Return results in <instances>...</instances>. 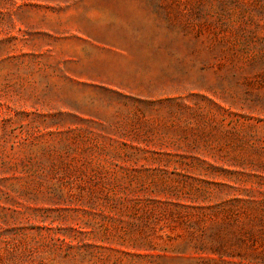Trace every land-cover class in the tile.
<instances>
[{"label": "rangeland", "instance_id": "rangeland-1", "mask_svg": "<svg viewBox=\"0 0 264 264\" xmlns=\"http://www.w3.org/2000/svg\"><path fill=\"white\" fill-rule=\"evenodd\" d=\"M0 264H264V0H0Z\"/></svg>", "mask_w": 264, "mask_h": 264}]
</instances>
